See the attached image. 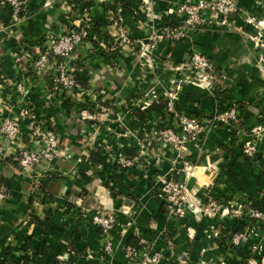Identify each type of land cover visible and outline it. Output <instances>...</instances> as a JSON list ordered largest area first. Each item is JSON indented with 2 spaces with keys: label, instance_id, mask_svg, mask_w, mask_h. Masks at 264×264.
Returning <instances> with one entry per match:
<instances>
[{
  "label": "crops",
  "instance_id": "0c3cea01",
  "mask_svg": "<svg viewBox=\"0 0 264 264\" xmlns=\"http://www.w3.org/2000/svg\"><path fill=\"white\" fill-rule=\"evenodd\" d=\"M145 1L149 0H96L88 6L84 18L90 20L96 40L79 45L76 62L81 66H74L86 83L81 88L98 96L91 109L95 120L86 121L79 114L85 106L81 94L53 91L49 82L55 68L42 77L30 67L44 37L82 24L79 2L29 0L17 23L0 0V123L7 117L24 118L22 110L29 107L32 119L52 126L59 139L52 162L23 173L4 163L20 146L0 138V175L12 182L11 189L0 193V264H129L130 243L162 253L165 264H247V251L261 241L264 258V227L232 215L253 201L264 204V142L258 161L242 152L244 133L264 130V60L256 45L264 40V0H237L240 15L234 31L214 23L189 30L186 38L177 40L160 37L166 26L183 21H173L165 11L199 0H150V5ZM124 30L138 44H154L155 67L143 66L140 46L131 51L121 44L118 36ZM195 50L213 65L216 90L213 94L186 85L178 95L179 110L212 115L233 102L238 104V127L213 123L204 144L191 145L186 154L162 146L139 159L137 141L163 119L152 114L147 126L140 121L137 111L149 100H143L142 93L165 101L175 91V82L182 80L176 68ZM17 56H24V62L17 63ZM17 83L25 85V97ZM32 119L23 122L24 128ZM24 141L31 145L27 134ZM94 153L103 157L102 165L94 162ZM122 157L140 161L122 168L117 166ZM183 157L195 163L196 174L189 178L183 173ZM52 176L56 179L42 192L40 186ZM169 180L186 181L193 208L213 201L220 209L212 217H200L193 208L183 217L170 214L158 197ZM98 210L116 218L107 236L93 222ZM239 226L248 228V237L234 247L230 236ZM141 259L142 252L137 261Z\"/></svg>",
  "mask_w": 264,
  "mask_h": 264
},
{
  "label": "built area",
  "instance_id": "2783aa9c",
  "mask_svg": "<svg viewBox=\"0 0 264 264\" xmlns=\"http://www.w3.org/2000/svg\"><path fill=\"white\" fill-rule=\"evenodd\" d=\"M76 1L81 5L82 24L68 28L60 34L52 33L44 37L40 43L42 50L39 52L38 57L33 60L30 67L42 77L55 68L56 74L49 82L53 87V91L68 96L73 93L81 94L85 99H83L85 106L79 111V114L83 120L92 121L95 120V113L91 109L98 96L87 88H81L77 81L78 70L74 67V63L77 61L79 45L89 39L96 40L90 20L88 21L84 18L88 9L86 4L93 3L96 0ZM28 2L29 0H4L3 5L12 10L15 22L19 23L24 18ZM165 15L172 17L173 21H176L178 17L183 18L180 25L166 26L160 34V37L167 36L177 40L186 38L189 30L197 31L200 27L213 25L214 23H216L215 26L217 27L234 31L235 18L240 15V9L237 5V0H199L170 6L165 11ZM119 38L121 39V44H130V38L125 35L124 31L121 32ZM262 41L260 44L256 43V45L262 48L263 54H261L260 60L263 62L264 40ZM24 60V56L16 57L17 63H22ZM176 71L183 76L181 81L175 82L177 85L175 91H170L165 98L167 104V109L163 113L165 128H161V124H154L152 127H148L147 132L142 133L143 135L137 141L140 152L139 159L148 158L152 153L159 152V148L162 146H167L182 154H186L191 145L200 146L205 142V138L209 134L213 123L226 127H238L239 125L240 117L238 106L235 103H226L222 110L212 115H201L199 117L177 109L178 95L186 85H193L208 92H213V94L216 90L217 76L213 65L204 54L195 50L191 54L189 61L180 68H176ZM16 88L22 97L26 96L27 91L23 83H17ZM148 99L144 100L141 106L142 110H147L153 102L158 101L157 99L156 101ZM22 114L24 117L22 119L18 117L2 119L0 123V138H5L12 145H18V148L20 146L19 151L15 155V160L21 172L30 173L38 165L50 163L57 157L59 139L52 128L47 127L45 123L39 122L37 119L35 121L32 119V111L29 107H25L22 110ZM27 119H32V121L27 128H24L23 122ZM241 133H244V131ZM26 134L29 136L30 144H34L35 147L26 144L24 141ZM244 134L247 140L242 147L243 155L251 160L258 161L260 144L264 142V130L258 128ZM139 159L122 157L117 161V164L122 168H127L139 162ZM195 170V165L185 161L183 173L186 178L195 175ZM158 197L165 203L170 214L183 217L188 208H193L189 204V192L186 181H167L158 193ZM202 207L200 209L193 208L192 211L198 213L200 217H212L220 209L219 204L213 201ZM232 215L235 217L234 219L255 221L254 225L257 226L261 223L259 226L264 227V213L258 210L250 207H241L237 210L234 209ZM93 222L107 236L114 230L116 218L112 214L98 210L94 215ZM246 229L243 227V230L231 236L230 241L234 247H240L241 243L247 239ZM215 235L220 237L219 233ZM262 249L263 241L252 245L250 248L252 256L247 259V264H264ZM106 250L111 253V245H108ZM140 252H142V259L139 262L137 261V256ZM126 257L129 260V264H165L167 261V258L162 253L152 252V248L149 247L143 249L127 247Z\"/></svg>",
  "mask_w": 264,
  "mask_h": 264
},
{
  "label": "trees",
  "instance_id": "16d2710c",
  "mask_svg": "<svg viewBox=\"0 0 264 264\" xmlns=\"http://www.w3.org/2000/svg\"><path fill=\"white\" fill-rule=\"evenodd\" d=\"M91 3H88L86 4L87 7L90 6ZM202 27H200L199 29H201ZM74 66L75 67H80L81 65H79L77 62L74 63ZM77 81L78 83L85 87L86 86V83L85 81H82L79 76H77ZM229 104L233 103V102H227ZM238 106V104H236ZM167 109V104L165 101H163L162 99L159 100L158 102L156 103H153L146 111H142L141 109H139L137 111V116L139 117L140 121L144 124H146V126L148 125L147 124V121L149 120H152V114H156V115H163V113L166 111ZM177 109L179 110V106H177ZM188 114L190 115H193V116H196V117H199L201 116L199 111L197 110H190L188 111ZM161 124V128H165V121H164V118L162 119V122H160ZM94 160V162L98 163V164H103V157L100 156L99 153H94V156L92 158ZM6 162V164H8L7 166L10 168V166H18V163L17 161L15 160V157H11V158H8V159H5L4 160V163ZM119 166V165H117ZM120 167V166H119ZM56 179L55 177H50L48 178V180L46 182H43V184L40 186V189H42V192H45V188L48 184L49 181L51 180H54ZM12 188V182L9 178V176H4V175H0V193L3 194V193H6L9 189ZM263 202H260V201H253L251 204H250V208L252 209H255V210H258L262 213H264V206H263ZM241 230H243V227L242 226H239V227H236L232 230V234L231 236H233L234 233H238L240 232ZM230 236V238H231ZM128 246L130 247H136L137 249H140V246L138 244H134V243H130ZM247 256L251 257L252 254L250 252V249L247 251ZM248 257V258H249ZM3 264H16V263H13V262H10V261H6L4 262Z\"/></svg>",
  "mask_w": 264,
  "mask_h": 264
},
{
  "label": "rangeland",
  "instance_id": "374dc122",
  "mask_svg": "<svg viewBox=\"0 0 264 264\" xmlns=\"http://www.w3.org/2000/svg\"><path fill=\"white\" fill-rule=\"evenodd\" d=\"M150 1V0H149ZM149 1L147 2V1H145L144 3L146 4V5H150L149 4ZM151 2H152V0H151ZM124 33H125V35L127 36V37H129L130 38V36L128 35V33H127V31H125L124 30ZM119 34H121V32L119 33ZM119 37V36H118ZM163 37H165V38H167V36H163ZM130 40V44H125V43H123L122 45L124 46V47H127V49H129V50H131V51H134L135 49H136V45H138V46H140L141 48H140V54H139V56H140V58H141V61H144L143 62V66L145 67V68H153V67H155V65H156V62H155V60H154V55H153V52H154V50H155V48L156 47H153L154 46V44H150V43H145V42H143V43H140V44H138V43H136L133 39H129ZM154 42V41H153ZM178 75H180V72H179V74ZM145 92V91H144ZM141 97H143L142 99L144 100V99H148V98H146L147 96L145 95V93H142V95H141ZM159 101V100H158ZM211 118H213V117H211ZM51 128H52V130L54 129L52 126H51ZM54 131V130H53ZM55 132V131H54ZM204 144V143H203ZM203 144H201V145H203ZM198 146V145H197ZM15 157V156H14ZM187 157V156H186ZM186 157H183L184 159H183V162L185 163V161H187V162H189V163H192V165H195V163L192 161V160H186ZM246 157V156H245ZM246 158H248V157H246ZM249 159V158H248ZM203 208V207H202ZM172 215H174V214H172ZM175 216V215H174ZM179 216V215H178Z\"/></svg>",
  "mask_w": 264,
  "mask_h": 264
}]
</instances>
